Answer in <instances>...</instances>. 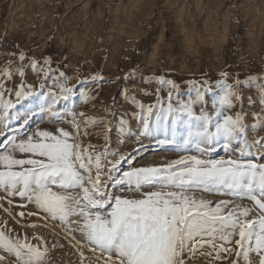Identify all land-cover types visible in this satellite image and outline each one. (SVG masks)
Segmentation results:
<instances>
[{
	"label": "rangeland",
	"instance_id": "obj_1",
	"mask_svg": "<svg viewBox=\"0 0 264 264\" xmlns=\"http://www.w3.org/2000/svg\"><path fill=\"white\" fill-rule=\"evenodd\" d=\"M224 72L227 80L221 76ZM157 76L173 80L176 87L158 84L152 79ZM236 78L242 98L232 113H242L249 141L260 140L264 138V0H0V92L4 93L0 150L38 131L58 135L63 129L70 134L69 143L104 153L102 176L108 177L104 182L113 196L140 199L143 193L160 190L113 186L112 180L125 172L199 155L192 146L160 143L171 138L163 127L146 134V113L140 104L156 105L154 111L159 109L158 99L165 107L169 102L177 106L195 97L194 84L199 87L207 81L212 91L197 111L201 106L211 111L222 85ZM61 86L72 91L64 93ZM17 91L32 94L18 99ZM49 93L55 94V103ZM3 103L12 107L6 109ZM150 120L154 124L155 116ZM238 148L235 143L230 150L216 144L201 158L240 159ZM252 151L254 156L243 159L264 163V149ZM195 196L213 205L232 201L229 207H255L247 198L223 192L197 191ZM37 212L34 203L0 188V231L46 248L44 264H96L100 253L89 250L81 232L68 234L77 222L83 223L81 217L61 223L42 212L29 215ZM229 246L236 248L234 240ZM200 251L212 252L207 245ZM0 256L4 257L0 264H19L3 249ZM221 256L217 260L215 252L211 256L198 252L191 264L234 260L244 264L235 252ZM252 259L258 264L255 254Z\"/></svg>",
	"mask_w": 264,
	"mask_h": 264
},
{
	"label": "snow or ice",
	"instance_id": "obj_2",
	"mask_svg": "<svg viewBox=\"0 0 264 264\" xmlns=\"http://www.w3.org/2000/svg\"><path fill=\"white\" fill-rule=\"evenodd\" d=\"M24 58L23 54L19 56L21 61ZM221 76L228 79L227 72ZM152 79L176 87L173 80L164 76ZM239 85L238 78L231 84L224 83L211 111L204 106L197 111V105H204L206 93L212 91L207 81L199 87L194 84L195 97L177 106L169 102L165 107L159 99L156 111V105H139L146 113V134L163 127L166 133L170 130L171 138L160 143L178 148L192 146L199 153L181 156L162 167L133 169L112 180L113 186L160 189L143 193V198L128 199L109 193V185L104 182L108 177L102 176L101 171L104 153L90 151L91 146L82 149L77 143H69L70 134L63 129L58 130V135L38 131L0 150V168L4 169L0 170V188L8 195L34 203L38 212L29 215L42 212L45 218L61 223L69 222L72 216L81 217L83 223L77 222L78 227L70 228L68 234L81 232L89 250L100 253L96 264H191L198 252L209 256L215 252L217 260L222 258L221 253L235 252L244 264H253L255 254L258 264H264V163L243 159L254 156L253 148L257 153L264 149V138L249 141L242 113H232L242 98ZM61 91L70 93L72 89L61 86ZM15 94L19 99L32 93ZM3 95L0 92V102ZM49 96L55 103V94ZM2 106L12 107L10 103ZM48 110H52L51 106ZM153 115L154 124L150 120ZM234 143L239 146L240 159L201 158L216 144L230 150ZM16 152L29 156L16 158ZM197 191L247 198L255 207H229L232 201L213 205L197 198ZM233 240L235 249L229 246ZM206 245L212 252L200 251ZM0 249L13 254L19 264H44L47 255L46 248L12 238L4 231H0ZM80 255L83 257V251Z\"/></svg>",
	"mask_w": 264,
	"mask_h": 264
},
{
	"label": "bare ground",
	"instance_id": "obj_3",
	"mask_svg": "<svg viewBox=\"0 0 264 264\" xmlns=\"http://www.w3.org/2000/svg\"><path fill=\"white\" fill-rule=\"evenodd\" d=\"M50 224V223H49ZM17 226V225H16ZM8 228V227H7ZM12 230V229H11ZM4 231V230H3ZM8 231V230H7Z\"/></svg>",
	"mask_w": 264,
	"mask_h": 264
}]
</instances>
